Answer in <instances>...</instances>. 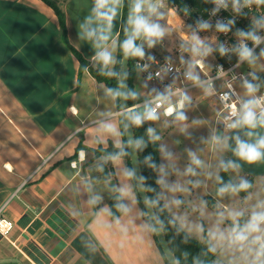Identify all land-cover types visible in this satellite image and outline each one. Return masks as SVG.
<instances>
[{
    "label": "crops",
    "instance_id": "1",
    "mask_svg": "<svg viewBox=\"0 0 264 264\" xmlns=\"http://www.w3.org/2000/svg\"><path fill=\"white\" fill-rule=\"evenodd\" d=\"M108 7L115 10L110 28L103 15ZM108 7L98 6V0L63 3L67 40L89 63L80 70L51 6L43 0H0V216L13 222L6 236L0 233V264H168L126 159L92 152L123 145L119 102L89 70L97 65V52L111 54L108 72L116 62L123 0ZM152 16L146 17L154 23ZM136 46L144 58L156 54L143 36ZM147 80L138 69L130 77L137 105L132 117L143 108L142 117L148 105L139 103L155 96L146 97ZM202 87L185 96L179 111L194 106L199 96L207 105L215 100ZM163 117L168 127L160 136L153 135L158 122H145L159 148V197L179 226L203 241L192 205L198 197L212 201L208 190L215 175L218 192L220 175L208 161L205 171L196 165V153L181 150L187 137L181 134L179 141L176 120ZM240 121L233 128L248 125ZM100 162L110 173L106 179ZM196 173L201 194L193 189Z\"/></svg>",
    "mask_w": 264,
    "mask_h": 264
},
{
    "label": "built area",
    "instance_id": "2",
    "mask_svg": "<svg viewBox=\"0 0 264 264\" xmlns=\"http://www.w3.org/2000/svg\"><path fill=\"white\" fill-rule=\"evenodd\" d=\"M166 24L174 31L177 41L171 52L154 54L149 58L136 57L134 66L143 75L159 83V92L139 105H148L141 122H148L146 113L156 108V114L171 117L183 109L179 101L185 92L206 86L219 104L216 113L217 125L222 130H231L247 104L239 88L248 91L251 84L254 91L250 96L251 108L256 116L264 113V82L250 71L241 69L248 58H242L243 48L250 54L264 40V3L257 0H210L204 15L190 21L179 13L175 5L166 11ZM224 30L221 31L220 29ZM257 38V39H254ZM187 61L199 71L195 76L187 68ZM179 82V86L177 85ZM158 97H166L163 102ZM157 104H160L157 107ZM137 105H132L131 109ZM169 106L175 107L172 115L167 114ZM13 222L0 216V233L6 236Z\"/></svg>",
    "mask_w": 264,
    "mask_h": 264
},
{
    "label": "rangeland",
    "instance_id": "3",
    "mask_svg": "<svg viewBox=\"0 0 264 264\" xmlns=\"http://www.w3.org/2000/svg\"><path fill=\"white\" fill-rule=\"evenodd\" d=\"M149 7H155V13H147ZM169 5L165 0H145L144 14L147 16L153 15L151 17L152 21L155 24L159 25L160 29L163 32V35L159 38H153L151 42V47L155 48V53L160 55H165L170 53L174 48L177 38L174 31L166 24V11ZM264 40L256 47V49L250 54L246 59L241 69L244 71L252 72L255 77L261 78L264 75ZM187 68L192 72L193 75L199 76V71L192 64V62L187 61ZM179 86V82L177 81ZM159 83L156 81L147 80L144 83L143 91L146 94V97L156 95L159 92ZM206 87H202L199 90H203ZM239 92L245 102L250 104V96L248 91L240 87ZM195 91L189 90L185 92V96H194ZM197 102L194 103V106L187 107L184 111H177L169 119L176 120V138L179 141L182 140V135L186 136V143L182 144L181 150H187L191 154L196 153V157L201 161L200 165L204 166V171L206 166L209 163V168L215 170L220 175L223 167L222 163L226 164L232 162L237 167L228 168L227 175L231 181L240 183L241 181H246L247 178H251L253 190L251 194L241 195L240 193H224L219 194L216 191V184H218V179L215 178L211 183L210 189L208 190L211 193V202L213 206L209 205L211 202L206 200L202 202L201 198L194 199L195 210V219L194 223L197 225L198 229L203 228L204 238L207 235L211 247L215 248V258L212 264H246L244 259V252L241 251L240 247L233 245L228 239L224 240H213L209 235L210 232H214L217 229L225 233L227 237L232 226L235 222L243 225L249 219L253 211L259 210L258 205L264 204V156L254 162H247L243 159H240L235 155V150L237 149V140L250 144L257 145L259 140L264 138V124H261V115L256 116L255 126L247 125L244 127H237L231 130H224L222 132V137H216V127L217 119L215 115L219 110V104L216 99L207 102L199 96ZM143 111V108L136 110V114L139 115ZM157 115V119L154 121L158 122V129L154 132L153 135L160 136L165 127H168V123L163 114L160 112ZM178 115H183L184 119H179ZM243 116H240L238 120L243 121ZM167 119V120H169ZM153 121V120H151ZM151 121H148L149 124ZM156 137V136H155ZM261 152H264V149H260ZM247 175H249L247 177ZM194 183L200 180L198 174H195ZM213 179L211 178V181ZM220 180V178H219ZM201 183L193 185L195 192L203 191ZM201 194V193H200ZM178 199V198H177ZM176 199V200H177ZM188 203V202H186ZM189 204V203H188ZM243 213L242 216L235 217L233 219L234 213ZM191 231V230H190Z\"/></svg>",
    "mask_w": 264,
    "mask_h": 264
},
{
    "label": "trees",
    "instance_id": "4",
    "mask_svg": "<svg viewBox=\"0 0 264 264\" xmlns=\"http://www.w3.org/2000/svg\"><path fill=\"white\" fill-rule=\"evenodd\" d=\"M43 1L47 3L49 6H51L55 11L59 20L62 39L79 60L80 70L89 66V63L70 45V43L67 40L65 19L62 9L65 0H43ZM165 1L169 6L175 5L179 13L188 16L190 21H195L197 20L199 15H204L210 6V0H165ZM128 9H129V0H123L121 28L118 35V44H117V58L112 71L108 72L107 66L103 65V63L100 60H97V65L95 67H89L90 72L98 81L105 82L108 85V87L113 92L117 103H118L117 71L123 50L122 45L125 39V29H126ZM138 39L139 38L134 40L135 46ZM135 58L136 57L130 55V62H129L130 76H129V85H128L130 104H132L130 77L134 72V70L136 69V67L134 66ZM132 122H133L134 137H135L137 153L139 157V165H140L143 184L177 263L178 264H212L215 258V252L209 250L212 247L209 243L208 238L205 237L203 241H199L196 238L188 235L179 226L177 221L168 214L167 210L165 209L162 200L159 197V188L157 184V175H156V170L159 165L158 143L151 136L148 125L145 122H141L139 125H137L133 119ZM120 125L123 135V145L120 148L109 146L107 148H98L94 151L86 148L85 149L87 151H92L94 154H96V156L111 157L117 155L124 157L127 161L128 169L133 179L122 122ZM100 172H101V177L103 179H106L110 175L108 170L105 169L104 162H100ZM246 182H248L252 187L251 178H247ZM133 183H135L134 179H133ZM229 184L238 185L239 183L231 181L227 175V170L223 168L220 174L219 188ZM251 187L247 191H240L238 193H240L241 195H245L250 191ZM117 197L118 196L115 195L111 199V204L114 202V200ZM209 205L212 204L209 203ZM143 213H145L144 209H143Z\"/></svg>",
    "mask_w": 264,
    "mask_h": 264
},
{
    "label": "clouds",
    "instance_id": "5",
    "mask_svg": "<svg viewBox=\"0 0 264 264\" xmlns=\"http://www.w3.org/2000/svg\"><path fill=\"white\" fill-rule=\"evenodd\" d=\"M119 2V0H98V6L108 7L111 3ZM260 0H257L259 3ZM144 5L145 0H135L134 6L131 9L132 15H134V19L132 16L129 17V23L133 27V34L131 38L125 40L122 45L124 54L131 55L134 57L143 58V51L140 47L135 46L134 40L143 36L145 39L149 41V46H151V42L153 38H159L163 35L162 30L160 29L159 25L150 22V20L143 15L144 12ZM148 11L150 13H155V7H149ZM99 15V13H97ZM104 18L109 22L108 27H111V21L113 16L115 15V10L111 7H108V11L103 14ZM221 31L224 29L221 28ZM104 40H107V37H103ZM257 39V38H254ZM258 42V39H257ZM264 54V53H262ZM250 56L249 50L245 47L241 52L242 58H247ZM103 65L107 66L113 63V58L111 54L107 51L104 52H97V56ZM248 91L251 93L254 91L253 86L251 84H246ZM119 94V93H117ZM133 98H135V95ZM159 101L163 102L166 100V97H158ZM186 99V97L184 98ZM184 99L179 101V106L182 107L184 103ZM254 103V102H250ZM160 104H157L159 107ZM243 123L255 126L256 114L250 107V104H245L243 106ZM175 107L169 106L167 109V114L172 115L175 111ZM146 119L148 120H155L157 119L156 115V108H151L146 113ZM179 119H184L183 115H178ZM134 122L139 125L141 123L142 117L140 115H134L132 117ZM261 124H264V113L261 114ZM233 127H236L234 124ZM151 131V129H149ZM237 149L235 150V155H237L240 159H243L249 163L254 162L264 156V152H261L260 149H264V138L260 139L257 145H250L244 142L237 140ZM81 158H83V154L81 153ZM194 163L196 165H200L201 161L196 160L194 158ZM225 170L228 168L237 167L231 161L227 164L221 165ZM191 171V169H189ZM251 185L246 181H241L238 185H225L218 189L219 194H224L228 192L238 193L240 191H247ZM178 203V202H177ZM258 209L253 211L247 220L246 223L243 225L235 222L232 226L230 232L228 233L227 237L225 233L217 229L214 232H210L209 235L213 240H224L228 239L233 245H237L240 247L241 251L244 252V259L246 264H264V204L258 205ZM243 213H234L233 219L235 217L242 216ZM203 229H201L202 231ZM210 251H215V248L212 247L209 249Z\"/></svg>",
    "mask_w": 264,
    "mask_h": 264
},
{
    "label": "water",
    "instance_id": "6",
    "mask_svg": "<svg viewBox=\"0 0 264 264\" xmlns=\"http://www.w3.org/2000/svg\"><path fill=\"white\" fill-rule=\"evenodd\" d=\"M260 2L264 3V0H260ZM134 3L135 0H129V9L127 14L124 42L126 39L131 38L133 34V27L129 23V17L131 15L132 19L135 18L134 15H132L131 13V9L134 6ZM129 62H130V55L126 56L124 54V51L122 50V55L120 58V63L117 71V82H118V93H119L118 102L121 113L122 125L125 134L127 151L129 154V161L132 170V175L139 199L145 211V215L153 229L154 235L163 252L164 257L166 258L168 264H178L167 242V239L164 235L161 224L159 223V220L153 209L150 199L146 193V189L144 187L141 176L139 157L137 153L133 122H132V112H131L132 104H130L129 102V92H128L129 76H130ZM222 132H223L222 126L221 124H218L216 127V137L221 138Z\"/></svg>",
    "mask_w": 264,
    "mask_h": 264
}]
</instances>
